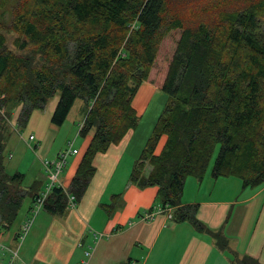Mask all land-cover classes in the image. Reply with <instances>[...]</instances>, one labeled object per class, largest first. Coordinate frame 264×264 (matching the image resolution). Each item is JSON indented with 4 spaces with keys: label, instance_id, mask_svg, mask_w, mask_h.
<instances>
[{
    "label": "trees",
    "instance_id": "obj_1",
    "mask_svg": "<svg viewBox=\"0 0 264 264\" xmlns=\"http://www.w3.org/2000/svg\"><path fill=\"white\" fill-rule=\"evenodd\" d=\"M0 0V229H9L35 184L6 171L4 148L13 111L24 127L33 110L57 96L50 123L61 126L76 99L85 102L79 135L92 133L67 190L55 186L43 208L77 203L95 173L97 153L134 129L132 99L149 81L167 95L129 180L157 186L171 218L208 233L220 251L227 237L182 204L187 177H235L243 188L264 184V0ZM14 31L20 50L6 45ZM162 136L165 141L156 153ZM146 167L148 169L146 170ZM118 195L115 196V198ZM114 198V199H115ZM115 200L102 204L110 213ZM231 264H264L230 253Z\"/></svg>",
    "mask_w": 264,
    "mask_h": 264
},
{
    "label": "crops",
    "instance_id": "obj_2",
    "mask_svg": "<svg viewBox=\"0 0 264 264\" xmlns=\"http://www.w3.org/2000/svg\"><path fill=\"white\" fill-rule=\"evenodd\" d=\"M157 91L158 88L149 81H144L138 87L131 102L138 117L146 112ZM56 101L57 97L55 101H50L46 105L45 129L33 128L32 113L28 119L29 134L34 135L35 144H29L31 140L22 133L19 134L20 139L34 148L46 138V155L49 159L55 158L66 148L60 143L52 151L60 129L74 121L68 119L76 101L64 123L56 126L57 129L54 128L55 125L50 123V115ZM85 107L83 100L76 106L80 120L74 132L75 142L76 135L80 136L79 124L83 121ZM17 111L14 113L17 114ZM10 125L15 129L12 120ZM14 131L19 132L18 129ZM91 137L90 132L81 136L78 146L73 144L77 153L68 155L59 175L60 185L64 190H67ZM134 139V131L130 130L119 143L95 155L93 159L95 173L84 195L74 206H70L67 199L66 207L59 213L42 208L43 211L34 216L29 231L20 241L17 234L34 203L30 198L25 213L15 226L13 227L16 220L9 229H0V242L17 251L14 264H82L84 250L89 247L92 250L86 264H231V252L238 256L249 255L264 263V184L251 187L252 190H249L246 196L236 199L230 195L227 187L232 185L241 192L246 191V188H243L241 181L235 177L213 178L210 174L205 189L203 187L205 178L196 179L197 181L192 180L195 179L193 177L185 179L181 203H197L199 205L197 218L208 228L220 229L223 232L228 239L229 251H220L208 233L197 231L188 221L176 222L168 218L164 212L156 214L149 221L141 218L145 211L157 209L162 205L157 199V186L140 188L129 180L134 161L143 147V141L135 144ZM64 140L69 141L67 135L62 142ZM161 140L162 144L158 147ZM164 141L165 136H162L156 153L161 150ZM46 180V174L37 173L31 183L24 185V188L35 184L34 191L39 194L43 191ZM217 186H221L222 194L214 197L212 192ZM193 191L196 195H192ZM203 191L208 192L207 196ZM116 195L118 197L115 198ZM114 200L113 209L108 213L102 204H109ZM253 200L259 201L258 214L250 232L243 236L241 241L239 239V236L242 238L241 226L234 224V221L230 224L229 219L233 217L231 215L236 214L234 212L236 205L248 204ZM98 233L102 234L100 238L95 237ZM8 255L9 252L6 251L5 256ZM2 262L6 264L7 261Z\"/></svg>",
    "mask_w": 264,
    "mask_h": 264
},
{
    "label": "rangeland",
    "instance_id": "obj_3",
    "mask_svg": "<svg viewBox=\"0 0 264 264\" xmlns=\"http://www.w3.org/2000/svg\"><path fill=\"white\" fill-rule=\"evenodd\" d=\"M15 2H16V0H9V2H8V5L6 7L7 14L5 17L6 22L9 21L10 9H11V6H13L15 4ZM2 32L6 38V45L10 50H12L13 52H15L17 54H26L28 52V50L22 51L18 48V46L15 43V40L18 38V35L14 31L3 30ZM56 97L57 96L52 98L50 101H55ZM80 100L81 99H76L75 107H73V109L71 110L70 115H69L68 120H70V121L74 120L73 123L72 122L68 123V125H65V127L60 129L57 140L53 144L52 151L55 149V147L59 146L60 143L64 144L67 147V142H65V140L62 142L65 135H67V139H69V141L72 142V146L74 143L78 146V144L81 140V136L76 135L77 141L75 142L74 132L77 129L78 120H80V118H78L79 115L76 113V106H77L78 102H80ZM166 100H167V95L164 92H162L160 89H158L156 94H154V96L152 97L146 112H144V114L139 116L136 127L134 129H132L134 131L135 144L136 143L138 144V142L140 143L141 141H143L142 146L144 145L145 140L150 135L152 128L154 126V123H155L158 115L162 111ZM16 110H18V108H16L13 111L11 120L14 122V124H15L14 126L17 127L19 132L14 131L15 130L14 127L9 124L8 136H7L6 144H5V148H4V156H5L4 163H5L7 172L12 173L15 171H19V172L24 174V177H23V186H24V185H29L31 183V181L35 178V175L37 173H40L41 175L45 174L43 166H42V160L49 159V156L46 155V138L40 144L37 143V147H35V148L30 147L25 140L19 138L20 133H22L23 136L28 137L30 129L28 128L27 124L24 127L17 125L16 118H17L18 111H17V114L14 113ZM15 114H16V116H15ZM76 115H77V117H76ZM75 117H76V119H74ZM46 118H47L46 106H45L44 110L36 109L32 112L31 119L33 121H31V122L33 123V125H32V123H31V125L33 126V128H36L38 130L45 129L46 122H47ZM10 121H9V123H10ZM67 122H69V121H67ZM54 128L57 129L56 126ZM77 136H78V138H77ZM49 138H50V136L48 137V139ZM35 143H36V140L30 141L29 144L33 145ZM161 144H162V140L159 143L158 147H160ZM216 151H217V148L215 149L213 156L210 160V164H209L207 172L205 174L206 177H203V178H205V179H203L204 180L203 181L204 189L207 186L206 185L207 180H208L207 178L210 177V170H211V166H212L213 160H214L215 155H216ZM18 165H19V167L17 168ZM192 180L197 181L196 179H192ZM232 180H237V179H232ZM220 188H221V186H217L213 190L212 195L214 197H217L219 194L220 195L222 194ZM227 189H228L230 195L231 196L233 195V197H235L236 199L237 198L238 199L243 198L244 196H246L250 192L249 190H252L251 187H246V191L241 192V190L232 187V185H229L227 187ZM207 193H208L207 191H203V194L205 196H207ZM215 194H216V196H215ZM192 195H196V192L193 191ZM29 201H30L29 196L24 197L23 202H22V206L19 210V213L17 215L16 221H15L13 227L18 222V220L21 218V215H23L25 213V209L27 208ZM259 205L260 204H259L258 200H253L248 204L242 203L238 206L236 205L237 207L235 206L234 212H236V214L231 215V217L232 216L233 217L231 219H229V222L231 224L234 221V224H236L237 226L238 225L241 226L240 232H241L242 238L239 236V239L241 241H243V236H246L250 232L251 227L256 220ZM42 211H43L42 209L40 211L38 210L34 216L36 217L37 214L39 212H42ZM237 215L239 218L237 217ZM5 252L6 251L0 252V257H1L0 264H3V262H2L3 260L4 261L8 260L9 255L5 256ZM3 256H4V258H3Z\"/></svg>",
    "mask_w": 264,
    "mask_h": 264
},
{
    "label": "built area",
    "instance_id": "obj_4",
    "mask_svg": "<svg viewBox=\"0 0 264 264\" xmlns=\"http://www.w3.org/2000/svg\"><path fill=\"white\" fill-rule=\"evenodd\" d=\"M81 125H82V122L79 124V128L81 127ZM15 129H17V127H15ZM34 138L35 137L33 134L28 135L29 140L34 141ZM73 153H77V149H74L72 146V142L68 141L67 147L64 150L60 151L55 158L42 160V166L46 174L47 180H46L43 191L35 197L33 206L30 209V214L28 215L27 218L23 220L20 226V230L17 234L18 240L20 241L23 240V238L29 231L32 225V222H33L34 215L36 214L38 210L43 208L44 201L46 197L48 196V194L51 192L52 188L55 186H61L60 181H59V175L62 172L66 164L68 155L73 154ZM68 204L70 206L75 205L73 195L68 196ZM162 212H164L168 218H171L172 207L166 206V207H159L154 210H147L143 213L141 218L149 221V220H152L156 214L162 213ZM101 235H102L101 233H98L95 235V237L100 238ZM91 250H92L91 247L84 250V260L82 261V264H86L87 259L91 255ZM1 251L9 252V256H8V260L6 264H14V260L17 256V251L9 248L8 246L0 242V252Z\"/></svg>",
    "mask_w": 264,
    "mask_h": 264
}]
</instances>
